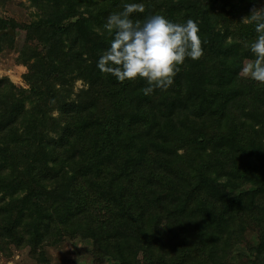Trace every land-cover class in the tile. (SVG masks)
Returning <instances> with one entry per match:
<instances>
[{"label":"trees","instance_id":"obj_1","mask_svg":"<svg viewBox=\"0 0 264 264\" xmlns=\"http://www.w3.org/2000/svg\"><path fill=\"white\" fill-rule=\"evenodd\" d=\"M32 1L50 8L25 26L45 54L31 43L20 53L28 88L0 79V240L46 263V245L72 235L115 264H225L257 229L264 258V83L240 73L255 26L242 25L243 45L213 30L255 0H136L134 21L192 18L202 38V56L149 95L145 80L96 67L113 38L107 16L133 0ZM79 78L88 89L68 101ZM177 138L204 162L178 154ZM89 139L95 161L82 156Z\"/></svg>","mask_w":264,"mask_h":264},{"label":"clouds","instance_id":"obj_2","mask_svg":"<svg viewBox=\"0 0 264 264\" xmlns=\"http://www.w3.org/2000/svg\"><path fill=\"white\" fill-rule=\"evenodd\" d=\"M134 12H144V4L126 2L121 10L107 16L103 28L113 38L96 67L121 83L145 80V95L155 89L167 90L185 60H197L203 54L199 25L192 18L179 23L161 14L134 21ZM242 22L253 23L256 36L248 45L254 58L243 62L240 72L264 83V7L253 8Z\"/></svg>","mask_w":264,"mask_h":264},{"label":"rangeland","instance_id":"obj_3","mask_svg":"<svg viewBox=\"0 0 264 264\" xmlns=\"http://www.w3.org/2000/svg\"><path fill=\"white\" fill-rule=\"evenodd\" d=\"M244 5H238L236 7H242ZM246 6V10L235 9L228 15L227 19L218 22L214 27L215 29L213 28L214 31L225 35V38H223L224 42L226 40H232L243 45L244 42L239 32L241 31L242 25H245L246 23H243L242 19L249 15L253 8L264 7V0H255V3ZM44 8L45 7L42 6V4L37 5L33 3L32 0H0V18L6 22L7 28L11 27L15 32V35L8 33L9 35H12V37H2L3 34L6 33L0 35V79L7 78L17 88L29 87V84L25 79V74L28 73L29 68L28 65L20 59V53L26 48V45L31 43L33 46H37V49L45 54V45L38 38L34 37L30 40V38L27 37V31L25 29L26 25L33 22L35 19H39V17L43 16L47 10L48 12L50 11L49 7L46 10ZM227 9H230V5H228ZM11 22L16 24V28L12 26ZM247 25H250V23ZM228 27L230 29L227 30L226 28ZM212 32L213 31L211 30L209 33ZM102 53L103 52L99 53L98 56ZM250 59L253 58L245 57L243 62ZM33 60L34 59H31V61ZM205 63L209 62L205 61ZM102 78L104 80V76H102ZM101 83L102 82H99L95 87L100 88L102 86ZM69 85L72 93L68 98V101L76 99L77 94L88 89L89 86L87 82L81 78L76 79V81L71 80ZM27 104H29L28 101ZM50 104L52 103H49V105ZM55 108H57L56 104ZM179 114L180 112L176 113L177 116ZM59 115L60 111L58 109L53 110V117L58 118ZM93 144L94 143L89 139L84 145V149L87 150L83 151L82 156L84 159H87V161H89V159H92V161L97 160ZM184 144L185 142L180 140V138H177L175 141L174 149H177L178 154H182L184 158L190 157V160H194L197 163L204 162V160L202 161L200 156L191 149V147ZM246 160H248L247 157L241 156L238 162L244 164V161ZM5 164L8 167L7 170H13V164ZM22 194L24 195L25 192H22L21 195ZM50 231L52 232L54 230ZM50 236L52 237V235ZM241 236V240L236 241L233 249L227 252L228 256H225V264H260L261 262H264V258L262 255H258L255 248L259 243L258 230L248 229L244 231ZM54 239L56 238H52V241H55ZM45 254L49 260L48 263L50 264H115L114 260L111 258H102L96 250V246L90 239L79 236L74 237L72 235H64L63 239L58 241L57 244L51 243L46 245ZM48 263H46V261H39V259L31 252L29 246L16 247L14 244H4V241L0 240V264Z\"/></svg>","mask_w":264,"mask_h":264},{"label":"water","instance_id":"obj_4","mask_svg":"<svg viewBox=\"0 0 264 264\" xmlns=\"http://www.w3.org/2000/svg\"><path fill=\"white\" fill-rule=\"evenodd\" d=\"M3 33H10V34H12V35H15L14 29L11 28V27H9V28H7V29H1V30H0V35L3 34Z\"/></svg>","mask_w":264,"mask_h":264}]
</instances>
